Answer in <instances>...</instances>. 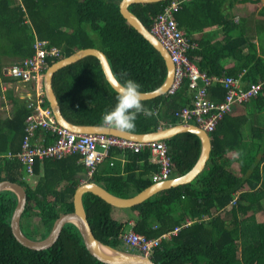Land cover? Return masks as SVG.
I'll return each instance as SVG.
<instances>
[{
  "label": "trees",
  "instance_id": "1",
  "mask_svg": "<svg viewBox=\"0 0 264 264\" xmlns=\"http://www.w3.org/2000/svg\"><path fill=\"white\" fill-rule=\"evenodd\" d=\"M120 0H0V97L1 80L7 64L31 55L35 37L47 38L60 54L49 57L50 64L80 47L95 46L106 54L120 82L131 78L140 90L154 89L166 75L160 52L130 25L119 10ZM170 0L133 2L128 7L150 29L157 13ZM259 0H183L175 12L180 27L198 44L188 54L208 74H233L245 69L243 79L264 77V57L258 52L254 33L264 31V18L256 19L254 31L247 28L245 16L235 19L236 2ZM259 12L264 15V3ZM126 73V76L121 75ZM52 85L62 114L71 122L101 125L105 110L116 103L117 91L109 84L99 59L86 55L57 69ZM221 83L208 86V96L221 100ZM9 110L0 98V180L22 184L26 203L21 213L23 232L35 239L45 237L62 212L73 209V193L85 171L77 154L61 158L36 159V180L29 183L17 152L25 133L29 112L25 97L7 87ZM192 89L184 81L173 93L142 99L154 115H139L132 132H145L178 122L174 111L188 104ZM46 103H48L46 99ZM260 113L252 141H243L241 126L246 116L226 112L210 132L211 150L204 169L190 182L171 186L129 208L136 214L132 228L145 235L158 236L182 225L169 238H162L150 254L157 264H264V86L243 102ZM45 142L53 137L48 130ZM173 161L170 176L187 171L200 152V139L183 131L165 139ZM110 155H115L113 158ZM148 147L139 150L111 147L89 180L103 185L113 194L132 195L153 182L157 164L149 160ZM121 156L125 158L121 160ZM235 163V164H233ZM87 219L94 235L102 242L121 247V233L128 220L111 213L113 205L87 191L82 195ZM16 194L0 191V264H110L92 255L72 222L63 224L55 242L42 249L21 244L13 235L10 218ZM33 214L39 215L37 222ZM190 221L186 224V219ZM25 227V228H24Z\"/></svg>",
  "mask_w": 264,
  "mask_h": 264
},
{
  "label": "built area",
  "instance_id": "2",
  "mask_svg": "<svg viewBox=\"0 0 264 264\" xmlns=\"http://www.w3.org/2000/svg\"><path fill=\"white\" fill-rule=\"evenodd\" d=\"M260 1L264 3V0L256 3ZM182 2L183 0H170L166 3L157 13L150 31L161 41L173 61V80L165 93L175 92L184 81L192 89L190 102L175 109L174 116L179 122H194L210 133L222 116L231 111L235 104H241L261 91L264 86V77H259L256 81H246L244 86L245 69L239 70L235 75H210L201 70L188 54V51L196 47L198 42L186 35L175 17V12L179 10ZM33 48L31 55L10 63L4 68L5 75L12 76L22 83L30 82L32 87L31 94L25 97L26 105L30 110L25 117V133L21 147L17 152H6L9 157H18L23 164L26 177L34 173L33 166L36 159L61 158L77 154L78 161L85 167L80 182L86 181L98 165L109 156L111 147L133 150L148 147L149 160L157 164V169L151 173L152 180L170 177L173 161L165 139L140 141L111 133L78 132L61 125L55 118L50 105L46 103L43 89V74L48 66L47 56L59 55L60 49L55 45H49L46 38L39 37H35ZM215 82L221 83L226 88L221 100L208 96V86ZM7 85L6 81L1 82V96H4ZM39 129L50 131L52 141L45 142V134H41ZM114 156L110 155L112 158ZM120 158L122 161L125 160L123 156ZM189 221L190 219L187 218L184 224ZM134 223V219L128 220L130 229L121 233L122 242L147 256H150L162 238L171 237L182 226L175 225L158 236L149 237L135 231L132 228Z\"/></svg>",
  "mask_w": 264,
  "mask_h": 264
},
{
  "label": "water",
  "instance_id": "3",
  "mask_svg": "<svg viewBox=\"0 0 264 264\" xmlns=\"http://www.w3.org/2000/svg\"><path fill=\"white\" fill-rule=\"evenodd\" d=\"M160 0H120L119 10L125 17L126 21L139 31L148 41L160 52L166 65V75L160 85L150 90H140L142 92V99L155 97L159 94L165 93L173 80V61L169 52L161 43V41L150 31V29L142 22V20L129 9V5L133 2H150ZM86 55H94L99 59L105 78L109 84L117 91L121 83L110 66L106 54L98 47L88 46L75 49L68 55H64L51 64H49L44 72L43 87L46 99L53 111L57 121L71 130L78 132H103L121 135L134 140L149 141L154 139H166L172 135L191 131L198 135L200 139V152L195 163L184 173L170 176L165 179L153 181L151 184L145 186L138 192L129 196H120L113 194L107 190L103 185L94 181L86 180L80 182L73 193V209L60 213L54 220L49 233L40 239H35L27 236L20 225L21 213L26 203V190L24 186L16 181L9 179L0 180V191L3 189L12 190L17 197L16 205L12 211L10 218V227L14 237L24 246L33 249H42L51 246L57 239L60 230L64 223L72 222L80 231L83 243L88 251L97 259L110 264H157L150 256L141 254L137 251H129L114 247L107 243L100 241L93 233L90 223L87 219L86 211L82 201L84 192L91 191L108 203L117 207H130L138 204L146 198L150 197L159 190L175 186L182 183L190 182L199 172H201L206 161L210 156L211 150V135L204 128L194 122H176L163 126H158L156 129L145 132L121 131L115 128L102 127L95 124H79L69 121L61 112L57 96L52 85V76L54 72L60 67L72 63Z\"/></svg>",
  "mask_w": 264,
  "mask_h": 264
},
{
  "label": "clouds",
  "instance_id": "4",
  "mask_svg": "<svg viewBox=\"0 0 264 264\" xmlns=\"http://www.w3.org/2000/svg\"><path fill=\"white\" fill-rule=\"evenodd\" d=\"M3 72H5V69ZM121 75L126 76L127 74L122 73ZM2 81L3 80H1V82ZM26 83H29V82H26ZM30 88L32 89L31 83H30ZM140 89H141V85L137 81L131 78L124 79L123 82L119 84V88L117 90L116 97H115L116 99L115 105L111 109L105 110L101 116V126L108 127V128H115L121 131H132L136 126L135 121L137 120L139 115L142 114L148 117H151L152 115H154V113L149 108L145 107V105L142 103V92L140 91ZM129 248L132 249V251H137L131 247Z\"/></svg>",
  "mask_w": 264,
  "mask_h": 264
},
{
  "label": "crops",
  "instance_id": "5",
  "mask_svg": "<svg viewBox=\"0 0 264 264\" xmlns=\"http://www.w3.org/2000/svg\"><path fill=\"white\" fill-rule=\"evenodd\" d=\"M240 4H243V2H238ZM237 3V4H238ZM7 81L8 88L12 90V93L16 96L26 97L31 94V88L29 83H22L21 81L14 79V80H4ZM7 90V89H6ZM5 90V91H6ZM2 97V98H1ZM1 100L4 102V105L9 110L10 102L7 100L5 94L4 96H1ZM231 114L233 115H242L244 114L246 116V121L243 122L241 129H242V138L243 141L246 142V140H249V142L252 141V135L254 132V129L256 130L257 123L259 122V116L260 113L256 111V109L251 104H235L231 110ZM235 164V163H233ZM83 174V172L81 173ZM125 207H117L114 206L111 213L114 214L116 218L120 220H129V219H135L136 213L130 209V211H125ZM258 214L264 218L263 214L258 212Z\"/></svg>",
  "mask_w": 264,
  "mask_h": 264
},
{
  "label": "rangeland",
  "instance_id": "6",
  "mask_svg": "<svg viewBox=\"0 0 264 264\" xmlns=\"http://www.w3.org/2000/svg\"><path fill=\"white\" fill-rule=\"evenodd\" d=\"M237 3L238 2H236L233 6V13H235V19H237L239 16H245L246 17L245 23H246L247 28H250L252 31L255 32L254 23L256 22V19L264 18V15H262L259 12V9H260L263 2L260 1L259 3H255V2L253 3V2L245 1L243 4H240V3L237 4ZM253 36H254V40L256 41V44H257L258 52L264 57V31L261 30L260 34L254 33ZM29 84H30V82H29ZM24 177L31 184H33L36 180V177L33 174L30 175L29 177H26L24 175ZM124 209L127 212L130 211L129 207H125ZM113 216L116 217L114 214H113ZM260 217L261 216L259 215V218ZM39 219H40L39 215L33 214L32 220L34 222H37ZM128 229H130V225L125 224L124 230H128ZM121 247L129 248L128 246H126L123 243H122Z\"/></svg>",
  "mask_w": 264,
  "mask_h": 264
}]
</instances>
